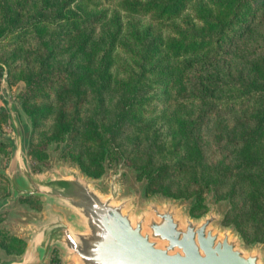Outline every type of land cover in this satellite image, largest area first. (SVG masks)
Masks as SVG:
<instances>
[{
  "label": "trees",
  "instance_id": "1",
  "mask_svg": "<svg viewBox=\"0 0 264 264\" xmlns=\"http://www.w3.org/2000/svg\"><path fill=\"white\" fill-rule=\"evenodd\" d=\"M112 2L0 0V64L6 65L10 82L13 79L23 82L17 94L33 125L52 108L39 98L56 83L64 85L68 81L67 85L74 91H86L93 85L99 98L112 86L118 89L112 122L97 124L88 117L80 126H74V121L63 119L59 110L52 122L53 133L35 147V151H42L47 140L62 139L64 133L78 129L82 137L97 143L95 170H88L76 158L81 168L95 176L102 169L100 160L104 153L110 158L122 157L121 151L112 144V137L119 128L126 123L134 129L148 126L145 118L155 111V104L148 95L153 87L164 92L171 87L183 88L188 75L208 70L230 47L237 48L246 27L264 24V0H116L118 7H113ZM185 9H190L191 16L181 17ZM122 11L144 18L147 23L140 24L138 18L124 22L120 18ZM177 17L180 20L174 23ZM98 25L97 39L88 40L91 38L88 30ZM77 32L75 50L65 62L59 63L55 59L61 53L62 43ZM242 45L240 41L238 49L245 53ZM75 52L80 53V62L72 69L69 60ZM115 60H118L116 66ZM242 65L244 68L236 67L229 78L220 79L215 84L216 90L188 89L174 98V107L194 110L192 116L179 125L186 141V161L147 169L134 159L126 158V163L140 170L137 177L140 173L145 176L148 193L161 190L171 195L160 182L190 172L188 164L199 149L198 139L191 131L205 123L210 113L233 115L244 124L240 128L243 149L264 134V77H261L264 67L248 57ZM65 92L67 89L60 95ZM136 120L142 122L135 123ZM37 158L41 160L42 155ZM237 176L247 188L264 190V175L240 173ZM190 194L192 192L187 196ZM200 206L201 202L196 200L190 213L198 214L194 211ZM228 214L229 210L223 220H227ZM233 222L243 236L237 221ZM22 244L21 239L0 231V245L7 252L21 251Z\"/></svg>",
  "mask_w": 264,
  "mask_h": 264
},
{
  "label": "water",
  "instance_id": "2",
  "mask_svg": "<svg viewBox=\"0 0 264 264\" xmlns=\"http://www.w3.org/2000/svg\"><path fill=\"white\" fill-rule=\"evenodd\" d=\"M1 85L11 131L0 130L9 146L5 164L0 157L9 187L0 212L11 210L0 227L24 246L18 253L0 249V264H49L54 249L62 264H264L263 242H245L233 224L221 223L229 201L214 203V191L202 200L205 210L192 215L194 194L146 195L144 178L136 181L137 171L122 159L107 168L105 157L98 175L87 174L68 155L59 157L64 140L53 151L47 146L50 167L34 172L27 158L30 118L5 78ZM28 195L38 198L39 209L16 206Z\"/></svg>",
  "mask_w": 264,
  "mask_h": 264
},
{
  "label": "rangeland",
  "instance_id": "3",
  "mask_svg": "<svg viewBox=\"0 0 264 264\" xmlns=\"http://www.w3.org/2000/svg\"><path fill=\"white\" fill-rule=\"evenodd\" d=\"M111 5L116 7V0H113ZM189 10L185 9L181 17L191 16ZM120 18L124 22L138 18L140 24L147 23L146 19L129 15L123 11ZM179 20L180 17H177L174 23ZM98 32L99 25L98 27L94 26L92 29L90 28L88 33L91 35V38L88 40L95 41ZM77 39L78 32L72 33L71 37L65 43H62L61 53L58 55V59L55 60H58L59 63L65 62L70 52L75 50ZM240 41L243 43L242 47L246 50L245 53L238 49ZM28 43H31V41L28 40ZM234 48V46L230 47L208 70L195 75H188L183 88L171 87L164 92L159 87H153L148 92V95L152 99L151 102L155 104V111L145 118L148 126L134 129L131 124L126 123L121 129L119 128L112 137V144L114 145V149L116 148L121 151L122 157L110 158L104 153L100 160V168L105 157L107 159V168H110L113 162L117 163L122 159L124 164L132 167L134 170L136 169L131 164L126 163V158L134 159L135 163L143 164L147 169L177 161H186V141L179 129V125L183 119L191 117L194 110L192 108L174 107V98L188 89L195 91L207 87L206 89L212 88V90H216L215 84L220 79L225 80L232 76L235 73V68L238 66L244 68L242 63L246 57L253 59L259 67H264V24H253L246 27L237 44V48ZM69 62V67L75 69L77 63L80 62V53L75 52V56L73 55ZM117 63L118 60H115L114 66ZM0 65H2L0 66V107L2 108V111H0V130L10 132L11 128L7 122L8 113L4 107L5 90L1 85V80L2 78L7 80L10 97L14 102H21V108L27 114L17 94L18 90L23 88V82L20 79H13L10 82L6 65ZM261 77H264V75H261ZM208 80L210 81L207 82ZM67 82L64 85L61 83L54 84L51 89L46 91L44 96H40L39 98L40 101L50 103L52 108L37 124L33 125L31 122L27 158L34 172L40 170L41 166L45 168L50 167V163L46 159L47 146L52 144L51 151H53L58 148L59 143L63 140L65 143L58 154L59 157L64 158L68 155L72 161H77L76 158L78 157L88 170L93 171L97 168L94 164L95 154L99 150L97 143L96 141H89L85 137H82L78 129L73 128L72 133H64L62 139L52 138L47 140L42 147V151H35V147L53 133L52 122L59 110L63 113V119L74 121V126H80L88 117H91L97 124H108L113 120L119 93L118 89L112 86L109 91L103 93L99 98L98 92L94 90L93 85L86 88V91L79 90L78 88V91H74L72 86L67 85ZM64 89H67V92L64 95H60V92ZM27 115L30 118V115ZM141 122L139 120L135 121V123ZM242 126L244 124L238 121L236 116L229 114L216 116L214 113H210L205 123L198 126L194 131H191L192 135L198 139L199 149L192 163H187L190 172L183 175H173L163 179L160 183L167 186L168 191L172 193L169 196L173 195L172 197L187 199L194 193L199 194L197 197L194 194L195 200L192 204L193 206L196 200L202 204V206L194 211L198 213L196 215L205 210L202 200L209 191H214L215 193L214 203L228 198L229 207L226 210V212L229 210L228 218L227 220H223L225 212L221 223L233 224L238 230L233 222L237 221L244 237L241 236L245 242L257 240L264 243V190L247 188L242 178L237 176L240 173L264 175V134L257 140H253L250 147L243 149L242 142L244 139L241 138L243 133L240 130ZM8 151L9 146L0 142V157L3 164L6 162ZM37 155H42V159L37 158ZM81 169L85 171L83 168ZM136 171L137 173L140 172V170ZM137 173L136 181L144 178L146 186L143 173H140L139 177H137ZM2 177H0V197L7 195L9 192L8 181ZM123 179L125 180L124 176ZM163 190L166 189L163 188ZM135 191L138 192V188ZM153 192L168 195L161 190ZM190 192L192 194L187 196V193ZM145 194L149 195L150 193L145 190ZM21 203H26L29 207L35 209H39L40 207L38 198L33 195L19 196L16 206H19ZM9 210L11 208L7 207L0 212V221L8 217L7 213ZM0 231L1 233L10 235L7 234L5 227H0ZM22 243L23 248L24 242L22 241ZM0 249L6 253H18L13 251L7 252L1 245ZM48 263L62 264L61 260L57 257L56 249L51 251Z\"/></svg>",
  "mask_w": 264,
  "mask_h": 264
}]
</instances>
